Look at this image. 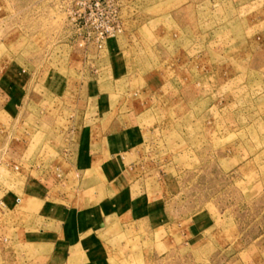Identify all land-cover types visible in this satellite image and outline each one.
Returning <instances> with one entry per match:
<instances>
[{
    "label": "rangeland",
    "instance_id": "1",
    "mask_svg": "<svg viewBox=\"0 0 264 264\" xmlns=\"http://www.w3.org/2000/svg\"><path fill=\"white\" fill-rule=\"evenodd\" d=\"M96 1L0 0V264H264V0ZM125 132L154 221L67 262L72 167Z\"/></svg>",
    "mask_w": 264,
    "mask_h": 264
},
{
    "label": "crops",
    "instance_id": "2",
    "mask_svg": "<svg viewBox=\"0 0 264 264\" xmlns=\"http://www.w3.org/2000/svg\"><path fill=\"white\" fill-rule=\"evenodd\" d=\"M130 140L133 139L127 132L123 137L118 133L113 137L110 154L107 155L101 145H94L93 153L83 154L73 165L72 169L79 178L78 193L71 199L65 195L60 197L65 202L62 209L64 221L59 220V232L53 231L57 236L64 232L65 238L54 240L53 247L57 256L63 258L66 253L67 262L97 254L102 246L105 250L107 243L103 235L107 223L119 220L127 224L124 219L128 216L136 223L141 217L153 223L154 219L149 217L147 210L148 199L143 196L145 189L135 191L141 184L135 175L138 152L132 148L134 144ZM51 210L49 215L54 216Z\"/></svg>",
    "mask_w": 264,
    "mask_h": 264
},
{
    "label": "built area",
    "instance_id": "3",
    "mask_svg": "<svg viewBox=\"0 0 264 264\" xmlns=\"http://www.w3.org/2000/svg\"><path fill=\"white\" fill-rule=\"evenodd\" d=\"M97 1H98V0H97ZM97 1H96L95 4H94L95 7L98 5V2H97Z\"/></svg>",
    "mask_w": 264,
    "mask_h": 264
}]
</instances>
